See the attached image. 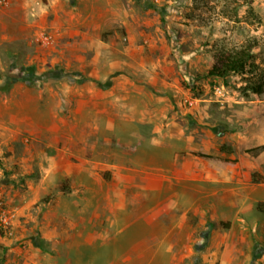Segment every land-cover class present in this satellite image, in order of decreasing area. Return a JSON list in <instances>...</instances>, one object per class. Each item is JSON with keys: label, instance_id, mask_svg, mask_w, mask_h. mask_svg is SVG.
I'll return each mask as SVG.
<instances>
[{"label": "rangeland", "instance_id": "1", "mask_svg": "<svg viewBox=\"0 0 264 264\" xmlns=\"http://www.w3.org/2000/svg\"><path fill=\"white\" fill-rule=\"evenodd\" d=\"M257 83L264 0H0V264H264Z\"/></svg>", "mask_w": 264, "mask_h": 264}, {"label": "trees", "instance_id": "2", "mask_svg": "<svg viewBox=\"0 0 264 264\" xmlns=\"http://www.w3.org/2000/svg\"><path fill=\"white\" fill-rule=\"evenodd\" d=\"M257 47L258 42L255 38L246 40L242 44L218 46L214 53V62L208 69L206 76L223 79L230 74L246 71L249 66L253 65L254 50ZM8 87L7 84L3 89ZM251 89L257 94H263L264 83L254 84ZM247 152L257 156L264 152V144L248 148Z\"/></svg>", "mask_w": 264, "mask_h": 264}, {"label": "built area", "instance_id": "3", "mask_svg": "<svg viewBox=\"0 0 264 264\" xmlns=\"http://www.w3.org/2000/svg\"><path fill=\"white\" fill-rule=\"evenodd\" d=\"M41 38L45 41V42H49L51 40V35L43 33L41 35ZM0 220L4 225H10L11 221H12V216H8V214L6 212H3L0 216Z\"/></svg>", "mask_w": 264, "mask_h": 264}]
</instances>
